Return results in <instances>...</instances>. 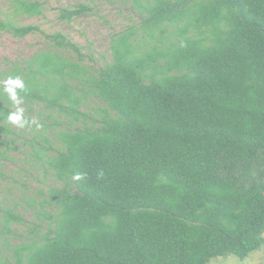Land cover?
Returning a JSON list of instances; mask_svg holds the SVG:
<instances>
[{
  "label": "trees",
  "instance_id": "1",
  "mask_svg": "<svg viewBox=\"0 0 264 264\" xmlns=\"http://www.w3.org/2000/svg\"><path fill=\"white\" fill-rule=\"evenodd\" d=\"M123 1L141 23L103 66L61 32L0 20L47 44L0 62V264H208L264 246V0Z\"/></svg>",
  "mask_w": 264,
  "mask_h": 264
},
{
  "label": "rangeland",
  "instance_id": "2",
  "mask_svg": "<svg viewBox=\"0 0 264 264\" xmlns=\"http://www.w3.org/2000/svg\"><path fill=\"white\" fill-rule=\"evenodd\" d=\"M39 2L43 9V16L29 18L21 12L16 11L11 6L12 0H0V20L10 19L21 26H39L46 33L61 32L69 37L79 46L84 47V53L88 58H93L95 66H103L111 61L110 40L113 35L124 31L130 26H139L141 16L136 8L132 7V2L125 3L123 0H33ZM85 4L92 8L90 13H85L73 21L60 19L61 10L65 8H75V6ZM29 35L25 38H17L0 30V62L4 60H20L32 57L36 52L47 46L44 35ZM32 116V115H31ZM29 152V151H28ZM20 161L24 156L13 154ZM12 170L22 167L23 183L28 181L31 191L39 190L42 177H33L28 174L34 169L25 163H11ZM18 172V171H17ZM40 180H38V179ZM38 180V181H36ZM24 190L25 188H17ZM14 190V195L20 196L18 190ZM24 231V230H23ZM27 231V230H25ZM25 233H28L25 232ZM208 264H264V246L253 251L246 259H241L235 255L217 257L210 260Z\"/></svg>",
  "mask_w": 264,
  "mask_h": 264
},
{
  "label": "clouds",
  "instance_id": "3",
  "mask_svg": "<svg viewBox=\"0 0 264 264\" xmlns=\"http://www.w3.org/2000/svg\"><path fill=\"white\" fill-rule=\"evenodd\" d=\"M24 89H25V83L18 76L16 77L9 76L4 81L3 91L8 95L9 99L14 104H19L17 90H24ZM23 112L24 110L22 108L17 107L16 111L10 112L8 114L7 120L11 122L13 125H17L22 128L28 123V121L24 118ZM76 178L80 179L79 176H77Z\"/></svg>",
  "mask_w": 264,
  "mask_h": 264
}]
</instances>
